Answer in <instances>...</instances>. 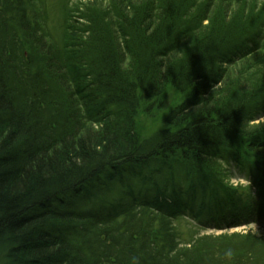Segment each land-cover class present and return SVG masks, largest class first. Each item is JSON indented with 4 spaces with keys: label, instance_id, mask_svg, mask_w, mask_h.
Segmentation results:
<instances>
[{
    "label": "trees",
    "instance_id": "16d2710c",
    "mask_svg": "<svg viewBox=\"0 0 264 264\" xmlns=\"http://www.w3.org/2000/svg\"><path fill=\"white\" fill-rule=\"evenodd\" d=\"M108 4L56 48L0 0V264H264L174 225L264 227V0Z\"/></svg>",
    "mask_w": 264,
    "mask_h": 264
},
{
    "label": "rangeland",
    "instance_id": "374dc122",
    "mask_svg": "<svg viewBox=\"0 0 264 264\" xmlns=\"http://www.w3.org/2000/svg\"><path fill=\"white\" fill-rule=\"evenodd\" d=\"M110 0H28V4H32L33 8H30L28 20L33 23L34 28H38L42 34H45L47 37L46 43L48 45H53L56 48L63 42L64 36V21L66 20V10L67 8L73 7V9L78 8V6H88L103 3L104 5H109ZM83 8V7H81ZM227 169L230 172V183L235 188H246L249 186V181L243 179L239 176L236 169H231V167L227 166ZM134 188H139V185L135 184ZM179 233L183 236V239H189L192 235L195 234H213L220 235L228 233H242L248 234L252 233L256 236H264V227H261L257 224H247L241 227H237L235 229H230L226 231H218V230H205L197 231L198 225L195 221L188 217H184L183 219H178L174 222Z\"/></svg>",
    "mask_w": 264,
    "mask_h": 264
},
{
    "label": "clouds",
    "instance_id": "9594fccd",
    "mask_svg": "<svg viewBox=\"0 0 264 264\" xmlns=\"http://www.w3.org/2000/svg\"><path fill=\"white\" fill-rule=\"evenodd\" d=\"M258 123H264V121L256 120V121H251L250 122V127H255ZM226 166V165H224Z\"/></svg>",
    "mask_w": 264,
    "mask_h": 264
}]
</instances>
